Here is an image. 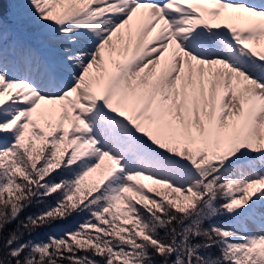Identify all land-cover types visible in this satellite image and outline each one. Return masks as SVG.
Wrapping results in <instances>:
<instances>
[{"label":"snow or ice","instance_id":"obj_1","mask_svg":"<svg viewBox=\"0 0 264 264\" xmlns=\"http://www.w3.org/2000/svg\"><path fill=\"white\" fill-rule=\"evenodd\" d=\"M0 264H264V0H0Z\"/></svg>","mask_w":264,"mask_h":264},{"label":"trees","instance_id":"obj_2","mask_svg":"<svg viewBox=\"0 0 264 264\" xmlns=\"http://www.w3.org/2000/svg\"><path fill=\"white\" fill-rule=\"evenodd\" d=\"M36 209L33 208L31 209V211H35ZM78 219V218H77ZM75 221L74 220H69L67 222H64V223H61V224H55L53 225L51 228H42L38 231V235L43 238V239H46L47 236L46 234L49 233V232H54V230H57V229H62V228H66L68 227L69 225L73 224Z\"/></svg>","mask_w":264,"mask_h":264}]
</instances>
